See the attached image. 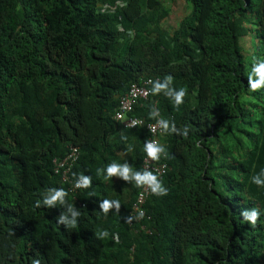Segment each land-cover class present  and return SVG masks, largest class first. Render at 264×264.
I'll use <instances>...</instances> for the list:
<instances>
[{
    "label": "trees",
    "instance_id": "trees-1",
    "mask_svg": "<svg viewBox=\"0 0 264 264\" xmlns=\"http://www.w3.org/2000/svg\"><path fill=\"white\" fill-rule=\"evenodd\" d=\"M184 1L170 32L164 0H0V264H264V215H240L264 212L251 181L264 170V88L247 77L264 60V0ZM166 77L183 103L151 92L133 115L154 122V108L175 126L156 160L167 194L133 216L143 186L103 169L144 171L150 134L115 117L133 85ZM71 148L79 160L56 173ZM80 175L91 184L70 192ZM50 188L80 213L74 229L57 224L67 205L37 206ZM102 200L120 207L105 215Z\"/></svg>",
    "mask_w": 264,
    "mask_h": 264
},
{
    "label": "clouds",
    "instance_id": "clouds-1",
    "mask_svg": "<svg viewBox=\"0 0 264 264\" xmlns=\"http://www.w3.org/2000/svg\"><path fill=\"white\" fill-rule=\"evenodd\" d=\"M247 77L249 84L248 89L250 91L264 88V60L254 62ZM151 92L153 95L163 94L165 97L170 99L174 106L177 107L183 103V98L185 96L184 88H174L171 86L170 77H166L163 81H152ZM150 115H156V110L154 108L151 110ZM157 124L164 133L175 130V126H170L169 121L165 119H158ZM122 139L124 138L122 137ZM143 150L146 156L154 161L158 160L160 155L165 153L164 147L154 141H146ZM103 171L105 180H109L115 176L124 180H132L134 181V185L137 187L147 186L150 188L151 192L157 196L167 194V189L151 171H133L128 163L117 164L115 162L108 164ZM251 181L257 186L264 187V170H261L259 174L252 176ZM90 184L91 177L87 175H80L76 178L74 187L86 188ZM65 196L66 192L62 188H50L47 190L46 194L43 195L42 200L37 201V206L43 205L48 208H54L57 206L63 207L67 205V210L57 217V224L64 225L66 229H74L77 226L80 213L76 211L75 207L71 203L66 201ZM114 206L116 209H119V201L102 200L99 205L101 209L100 212L107 215L109 209ZM139 215L142 216L143 212L139 213ZM240 215L243 217V222L254 226L258 218L261 215H264V212L258 211L255 207H253L243 210ZM34 264H38V261H34Z\"/></svg>",
    "mask_w": 264,
    "mask_h": 264
},
{
    "label": "built area",
    "instance_id": "built-area-1",
    "mask_svg": "<svg viewBox=\"0 0 264 264\" xmlns=\"http://www.w3.org/2000/svg\"><path fill=\"white\" fill-rule=\"evenodd\" d=\"M152 81L153 80L150 79L144 81L143 86L135 84L131 87L130 91L121 98L120 110L116 114L115 120L120 122L126 129L146 127L147 131L150 134V137L147 141H154L155 143L160 144V138L163 136V131L157 124V120L160 119L158 113H156L157 120L150 123H146L144 119L133 115L138 101H147L149 99V96L151 95L149 86L152 85ZM78 160V148H71V152H69L68 156L65 157L63 160H54V165L55 167H57L56 173H60V170L66 168V166H69L68 168L74 167ZM143 169L151 171L154 175L157 176L158 179H161L163 176L166 175L167 171L170 168H168L165 163L158 164L156 160L154 161L146 156L143 161ZM68 173L69 169H66V172L63 176L65 181H68ZM76 189V187H73L70 192H76ZM152 194L153 193L151 192L149 187L143 186L142 190L138 194L135 204L133 205V216L138 215L141 212L145 214L142 208L144 207V204ZM132 223L133 220L131 221V224ZM147 231L149 233V230Z\"/></svg>",
    "mask_w": 264,
    "mask_h": 264
},
{
    "label": "rangeland",
    "instance_id": "rangeland-1",
    "mask_svg": "<svg viewBox=\"0 0 264 264\" xmlns=\"http://www.w3.org/2000/svg\"><path fill=\"white\" fill-rule=\"evenodd\" d=\"M164 2L166 7L170 10V15L163 22V27L167 31L172 32L192 9L188 7L184 0H164ZM251 26L252 29L249 30V37L243 39L241 42L242 51L244 52L245 57L248 53V59L250 58L249 55L252 56L253 51H255V49L260 45L259 30L256 25Z\"/></svg>",
    "mask_w": 264,
    "mask_h": 264
}]
</instances>
